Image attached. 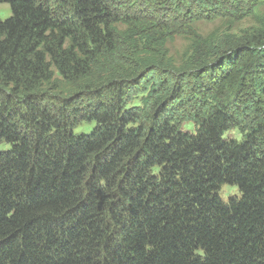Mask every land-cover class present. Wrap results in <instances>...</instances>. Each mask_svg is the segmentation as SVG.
Returning a JSON list of instances; mask_svg holds the SVG:
<instances>
[{
  "label": "trees",
  "instance_id": "16d2710c",
  "mask_svg": "<svg viewBox=\"0 0 264 264\" xmlns=\"http://www.w3.org/2000/svg\"><path fill=\"white\" fill-rule=\"evenodd\" d=\"M0 4V264H264V0Z\"/></svg>",
  "mask_w": 264,
  "mask_h": 264
},
{
  "label": "rangeland",
  "instance_id": "374dc122",
  "mask_svg": "<svg viewBox=\"0 0 264 264\" xmlns=\"http://www.w3.org/2000/svg\"><path fill=\"white\" fill-rule=\"evenodd\" d=\"M11 15H12V11L10 6L8 4H0V17L2 19H7ZM262 21L263 19L259 17L246 20L242 23L241 29L262 30L264 29V25H262ZM202 29L206 32H210L215 30V26L205 25V27H202ZM183 48H184V42L182 40H178L172 48L173 54L180 55L184 50ZM84 130H88V128L86 127L84 128ZM81 131H83V129ZM233 135L238 138L240 137L237 132H234ZM220 196L225 202H228L232 198L234 199L240 198L241 193L236 186L224 185L221 188Z\"/></svg>",
  "mask_w": 264,
  "mask_h": 264
}]
</instances>
